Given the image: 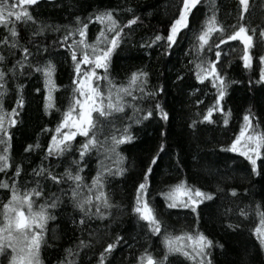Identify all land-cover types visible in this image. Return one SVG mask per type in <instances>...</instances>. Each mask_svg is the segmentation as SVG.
Returning <instances> with one entry per match:
<instances>
[{"label": "snow or ice", "instance_id": "obj_1", "mask_svg": "<svg viewBox=\"0 0 264 264\" xmlns=\"http://www.w3.org/2000/svg\"><path fill=\"white\" fill-rule=\"evenodd\" d=\"M41 0H0V27L6 30V35L0 39V48H6L8 55L0 52V264H44L43 250L50 247V224L58 219L59 210L70 204L74 215L72 223L83 232L93 220L107 221L106 228L123 214V209L113 202L107 188L110 178L124 177L127 172L126 157L122 154V146L133 143V123L141 125L145 121L155 119L169 122V113L156 100L163 88L153 90L150 87V74L144 68H137L127 75L124 81L117 82L112 76V58L117 50L131 37V29L137 25L140 16L131 7L121 11L132 15L126 23H121L120 12L113 9L97 10L86 18L74 17L71 24H45L38 21L30 9L38 6ZM55 4L56 0H48ZM203 0H181L178 15L170 23L166 35L156 33L147 41L139 44L140 48H163L164 54L171 55V50L177 46L181 34L187 30L193 33L194 43L189 53L195 52L189 63L198 84L210 86L215 90L214 103L206 107V112H197L189 127L193 130L199 124L212 125L217 123L214 118L219 113L224 128H228L232 117L231 110H226L223 102L229 94V89L237 83L230 77L228 68L233 58L230 53L237 49L230 42L238 41L243 45L239 59L243 68L253 71L254 60L258 70L257 83L264 85V52L254 49L264 45V18L259 23L252 21L250 0H239L240 11L237 23L225 25L218 18L219 8L216 0H208L211 15H205L196 31H193L190 20ZM264 12V5H261ZM247 21V22H246ZM99 25L94 39L89 37V25ZM255 24V26H252ZM19 25L25 28L35 25L27 44H22L23 37ZM128 29L129 31H125ZM51 30L56 33L63 31V37L54 41L53 51L63 49L70 56L73 69L71 95L67 108L61 112V119L54 129L44 128L50 133V141L43 154L41 164L33 167L30 173L26 171L24 162L13 164L11 155V128L17 123V117L25 107L23 79L35 76L42 82V87L35 89L41 96L45 115L60 111L56 106L54 93L59 91L56 84L57 64L50 58L49 47L40 37H45ZM69 41H71L69 43ZM32 45L29 48L28 45ZM227 49V51H226ZM17 53L20 55L17 57ZM48 54L47 58L37 59ZM10 65V67H9ZM178 79L183 80V76ZM15 85V107L7 111L4 98L9 95L10 86ZM153 101L151 107L143 105L144 101ZM204 103L203 100L200 101ZM131 109V115L128 110ZM264 122L254 118L251 109L243 116V124L238 135L228 146L221 147V152L233 153L243 157L250 165L249 175H255L264 181ZM83 138L78 140L77 138ZM79 145L76 148V145ZM41 149L40 143L29 144L25 153ZM159 153L165 151L163 144ZM76 152L63 172L52 170L65 162ZM95 157V174L87 175L89 162ZM159 155L151 158L142 177V182L134 191V202L129 212L135 218L137 225L149 239L155 237V244H145L142 250L133 254L130 264H216L215 249H223L224 245L209 238L199 228L202 205L207 206L217 200V193L225 192L233 198V203L241 194L235 188L227 192L219 183L216 193L194 185L186 179L160 189L155 193L150 191L149 177L154 167H158ZM27 159V156L25 157ZM49 161L46 166L43 161ZM258 161L260 163L258 164ZM27 175L30 180H25ZM90 179V183L88 180ZM55 190L47 188L48 183ZM66 186V187H65ZM246 195V194H245ZM160 197L162 206L155 204ZM262 202L253 206L232 209L225 208V215L238 212L244 220L254 214L259 218V226L254 235L259 244V250L264 251V197ZM116 209V213L113 212ZM183 209L195 214L196 227L181 230L179 233L169 231L162 218L167 211ZM77 214L79 218L77 219ZM240 222L229 223L228 229L236 231ZM107 235V232H105ZM124 236L116 233L113 242L108 243L99 254L97 264H111L110 257ZM137 243L139 241L137 240ZM93 244L80 239L75 247L64 250V257L58 264H81L77 258L85 250H91ZM131 247H134L131 246ZM238 264H246L241 259Z\"/></svg>", "mask_w": 264, "mask_h": 264}, {"label": "trees", "instance_id": "obj_2", "mask_svg": "<svg viewBox=\"0 0 264 264\" xmlns=\"http://www.w3.org/2000/svg\"><path fill=\"white\" fill-rule=\"evenodd\" d=\"M13 3L16 0H12ZM219 8L218 18L225 25L236 24L237 15L240 11L239 0H216ZM264 0H250L252 21L259 23L264 18L261 10ZM181 0H57L50 4L46 0L38 6L30 9L38 21L45 24L67 25L74 21L76 15L86 18L89 14L103 9H117L120 12L121 23H126L132 15L121 11L125 7H131L136 15L140 16L141 22L131 29V37L117 50L112 58V76L117 81H124L128 74L137 68H144L150 74V87L153 90L163 88L164 92L156 97L165 110L169 113L170 120L165 123L160 120L159 114L155 119L145 121L141 125L133 123L132 134L135 139L133 143L122 146V154L126 157L125 167L127 172L124 177L110 178L107 191L114 203L123 209V214L106 228L107 221L93 220L87 228L81 232L72 223L74 215L70 204L63 206L58 212V219L50 224L49 233L50 247L43 250L44 264H58V260L64 257V250L68 247H75L80 239H84L94 245L91 250H85L77 259L81 264H97L99 254L113 242L116 233L124 236L117 246L113 257H110L111 264H130L134 253L142 250L145 244H155L157 238L149 239L141 231L134 217L130 215L129 209L134 202V191L139 182H142L143 174L149 165L151 158L159 155L158 167H154L153 174L149 177L150 191L157 192L160 189H167V186L186 179L190 185L201 188V190L216 193L219 183L230 192L235 188L241 194L233 203V198L225 192L217 193V200L207 206L202 205L199 228L209 238L224 245L221 250L215 249L214 255L216 264H238L243 259L246 264H264V251L259 250L258 241L253 234L259 226V218L250 214L247 220L241 218L238 212L225 215V208H244L261 203L264 197V181L255 175H249L250 165L243 157L233 153L221 152L220 148L228 146L238 135L240 126L243 124V116L251 109L254 118L264 122V85L258 84V70L254 60L253 71L249 72L243 68V62L239 59L240 51L243 48L238 41L230 42L237 49L230 53L233 58L232 65L228 68L230 77L237 81L229 89L223 105L226 110H231L232 117L228 128H224L219 113L214 118L217 123L199 124L195 130L189 127L194 119H198L197 112H206V107L214 103L215 90L210 86L205 87L196 82L195 76L190 69L193 67L189 61L193 59L195 52L189 53L191 44L194 43L192 32L185 30L181 34L179 43L171 50V55L164 54L163 48L152 49L140 48L141 42L147 41L156 33L166 35L173 19L178 15ZM211 15L208 7V0H203L202 6H198L190 20L193 31H196L199 24L203 22L205 15ZM247 22V21H246ZM255 26V24H252ZM35 25L25 28L19 25L21 43L27 44ZM99 25H89V37L94 39ZM125 31H129L125 29ZM6 30L0 27V39L5 36ZM63 31L60 33L49 30L45 37L38 38L47 45L51 54L50 58L57 64L56 84L59 91L54 93L56 106L60 111H53L45 115L41 96L36 94L35 89L42 87V82L33 76L31 79L20 81L25 85L24 100L25 107L17 117L18 123L10 129L12 134L11 155L13 164L24 162L27 172L33 167L41 164L43 154L50 141V133L43 132L44 128L54 129L61 119V112L67 108L71 95V81L73 69L70 56L63 50L53 51V44L58 38L62 39ZM71 41H69L70 43ZM262 46V45H257ZM32 48V45H28ZM35 51L34 48H32ZM227 51V49H226ZM257 51V48L254 49ZM5 56L8 55L6 48H0ZM20 54L17 53V57ZM48 54L37 59H45ZM10 67V65H9ZM183 76L184 79H178ZM15 85L10 86V92L4 98V105L7 111L15 107ZM204 103L201 104L200 101ZM153 101L143 102L146 107H151ZM131 115V109L128 110ZM264 127V124H262ZM78 140L83 138L78 137ZM39 142L41 149L32 153H25L24 149L29 144ZM163 144L165 151L159 153V146ZM2 147V146H0ZM79 145H76L78 148ZM27 156V159L25 157ZM73 152L65 162L55 167L56 161H52L54 172H63L67 161L76 157ZM43 163L49 166V161ZM260 161H258V164ZM86 174H95V157L89 162ZM3 174H0V178ZM27 175L25 180H30ZM90 179L88 183H90ZM66 187V186H65ZM47 188L55 190L51 182ZM246 194V195H245ZM0 193V199H2ZM157 207L162 206L160 197H156ZM116 213V209H113ZM171 214L163 215L169 231L179 233L181 230H190L196 227L195 214L183 209L170 210ZM79 218L77 214V219ZM240 222L236 231L227 228L229 223ZM107 232V235H105ZM137 240L139 243H137ZM134 247H131L133 246Z\"/></svg>", "mask_w": 264, "mask_h": 264}, {"label": "rangeland", "instance_id": "obj_3", "mask_svg": "<svg viewBox=\"0 0 264 264\" xmlns=\"http://www.w3.org/2000/svg\"><path fill=\"white\" fill-rule=\"evenodd\" d=\"M257 52H264V45L257 47Z\"/></svg>", "mask_w": 264, "mask_h": 264}, {"label": "water", "instance_id": "obj_4", "mask_svg": "<svg viewBox=\"0 0 264 264\" xmlns=\"http://www.w3.org/2000/svg\"><path fill=\"white\" fill-rule=\"evenodd\" d=\"M44 0H41V2L40 3H42ZM47 2H48V0H46ZM57 1V0H56Z\"/></svg>", "mask_w": 264, "mask_h": 264}]
</instances>
